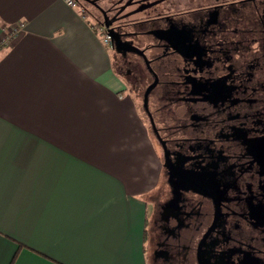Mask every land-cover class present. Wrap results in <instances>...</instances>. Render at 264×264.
Wrapping results in <instances>:
<instances>
[{
	"label": "crops",
	"instance_id": "0c3cea01",
	"mask_svg": "<svg viewBox=\"0 0 264 264\" xmlns=\"http://www.w3.org/2000/svg\"><path fill=\"white\" fill-rule=\"evenodd\" d=\"M102 36L65 0H0V264H147L161 159Z\"/></svg>",
	"mask_w": 264,
	"mask_h": 264
},
{
	"label": "flooded vegetation",
	"instance_id": "af4514ba",
	"mask_svg": "<svg viewBox=\"0 0 264 264\" xmlns=\"http://www.w3.org/2000/svg\"><path fill=\"white\" fill-rule=\"evenodd\" d=\"M75 1L160 155L147 264H264V0Z\"/></svg>",
	"mask_w": 264,
	"mask_h": 264
},
{
	"label": "built area",
	"instance_id": "2783aa9c",
	"mask_svg": "<svg viewBox=\"0 0 264 264\" xmlns=\"http://www.w3.org/2000/svg\"><path fill=\"white\" fill-rule=\"evenodd\" d=\"M65 1L71 7L77 6V2L75 0H65ZM16 31H17V28H13L9 34L3 37L2 41L6 43L7 40L10 38V36L15 34ZM110 40H111L110 36L106 32H103V36H102L103 43L110 45Z\"/></svg>",
	"mask_w": 264,
	"mask_h": 264
},
{
	"label": "rangeland",
	"instance_id": "374dc122",
	"mask_svg": "<svg viewBox=\"0 0 264 264\" xmlns=\"http://www.w3.org/2000/svg\"><path fill=\"white\" fill-rule=\"evenodd\" d=\"M90 20L92 21V19H90ZM99 31H100L101 34L103 35V32H102V30H101L100 28H99ZM157 186H158L157 189H155L154 191H152V193H149V194L147 195V199L151 200V202H152V198H153V197L156 199L157 194H158V188L161 186V182H160V184L157 185Z\"/></svg>",
	"mask_w": 264,
	"mask_h": 264
},
{
	"label": "water",
	"instance_id": "95a60500",
	"mask_svg": "<svg viewBox=\"0 0 264 264\" xmlns=\"http://www.w3.org/2000/svg\"><path fill=\"white\" fill-rule=\"evenodd\" d=\"M105 26L107 27L108 26V24H106L105 23ZM107 34L110 36V38H111V40H110V42H112L113 40H115L114 39V35H113V32H112V30L111 29H107ZM144 105L146 106V99L144 100Z\"/></svg>",
	"mask_w": 264,
	"mask_h": 264
}]
</instances>
